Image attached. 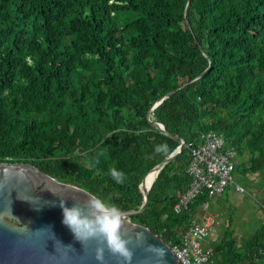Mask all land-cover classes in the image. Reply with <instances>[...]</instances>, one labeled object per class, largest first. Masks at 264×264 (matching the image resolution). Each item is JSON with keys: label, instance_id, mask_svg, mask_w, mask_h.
Here are the masks:
<instances>
[{"label": "trees", "instance_id": "1", "mask_svg": "<svg viewBox=\"0 0 264 264\" xmlns=\"http://www.w3.org/2000/svg\"><path fill=\"white\" fill-rule=\"evenodd\" d=\"M205 130L233 148V176L258 174L264 215V0H0V161L134 210L142 175ZM188 159L182 146L147 173L127 216L169 246L209 198L171 210ZM257 222L243 238L219 226L202 264H264Z\"/></svg>", "mask_w": 264, "mask_h": 264}, {"label": "water", "instance_id": "2", "mask_svg": "<svg viewBox=\"0 0 264 264\" xmlns=\"http://www.w3.org/2000/svg\"><path fill=\"white\" fill-rule=\"evenodd\" d=\"M186 7L187 2L184 12ZM173 90L158 97L150 108ZM157 125L160 130H164L160 123ZM182 140L166 157L142 175L138 183L142 194L138 208L121 210L126 217L122 232L131 241L129 247L134 251L132 264H154L157 257L145 250L147 245L164 249L166 264H180L166 242L146 226L130 221L127 216L142 209L154 172L181 149ZM147 173L153 174L152 179L146 188H142L141 184ZM53 192H59L62 198L65 197L67 206L73 205L72 198L83 201L94 197L75 183L51 177L29 162L0 161V264H99L94 257L96 242L86 241L82 246L74 239L72 232L62 223L60 197ZM24 225L33 231L50 225L56 238L64 245L71 244L74 251L57 245L58 251L55 253L53 240H46L43 246L47 234L24 232ZM138 233L143 234L142 241L138 239ZM48 253L54 255L50 257ZM105 259L106 264H117L116 258L107 250Z\"/></svg>", "mask_w": 264, "mask_h": 264}, {"label": "built area", "instance_id": "3", "mask_svg": "<svg viewBox=\"0 0 264 264\" xmlns=\"http://www.w3.org/2000/svg\"><path fill=\"white\" fill-rule=\"evenodd\" d=\"M182 141V146L187 149L189 156L185 167L189 181L171 205L173 212L184 208L200 192H205L208 197L218 195L230 184H233L234 189L243 191L241 186L233 181L235 152L225 144L220 133L212 130L200 131L194 140ZM207 205L208 199L199 205V209L204 211ZM216 224L218 221L215 216L205 212L193 218L181 233L180 241L170 246L180 264H202L207 260L210 255L209 247H201L200 241L215 229Z\"/></svg>", "mask_w": 264, "mask_h": 264}, {"label": "clouds", "instance_id": "4", "mask_svg": "<svg viewBox=\"0 0 264 264\" xmlns=\"http://www.w3.org/2000/svg\"><path fill=\"white\" fill-rule=\"evenodd\" d=\"M156 151L166 152L167 145H157ZM109 172L116 183L122 184L124 182L125 175L122 171L111 168ZM53 193L60 197L62 223L69 228L74 239L79 241L82 246H84L86 241L96 242L94 257L99 264H106L105 250L116 258L117 264H132L134 251L129 247L131 241L123 235L122 230L126 223V217L119 207L107 203L99 197H88L83 201L72 198L74 200L73 205L67 206L65 197L62 198L59 192ZM23 231L37 235L47 234V237L43 240V246L46 240H53L55 253L58 251L57 245L63 249L74 251L71 244L64 245L56 238L50 225L34 231L24 225ZM137 236L138 239L143 240L142 233H138ZM145 250L152 252L157 257L154 264H166L164 261V256L166 255L164 249L157 248L155 245H147ZM53 255L49 254L50 257Z\"/></svg>", "mask_w": 264, "mask_h": 264}, {"label": "rangeland", "instance_id": "5", "mask_svg": "<svg viewBox=\"0 0 264 264\" xmlns=\"http://www.w3.org/2000/svg\"><path fill=\"white\" fill-rule=\"evenodd\" d=\"M233 181L241 186L243 191L234 189L233 184L228 185L220 194L210 196L206 209L204 211L198 209L194 217L205 212L215 216L218 221L215 229L200 241L201 247L209 245L215 238V232L218 233L219 226L225 225L229 219L230 226L239 238L248 236L258 224L257 221L264 220V215L256 201L257 192L262 189L258 186L262 183L258 174L245 175L241 178L233 176ZM256 188H259L258 191Z\"/></svg>", "mask_w": 264, "mask_h": 264}, {"label": "bare ground", "instance_id": "6", "mask_svg": "<svg viewBox=\"0 0 264 264\" xmlns=\"http://www.w3.org/2000/svg\"><path fill=\"white\" fill-rule=\"evenodd\" d=\"M152 179V178H151ZM151 179L149 180V181H147V182H150L151 181Z\"/></svg>", "mask_w": 264, "mask_h": 264}]
</instances>
